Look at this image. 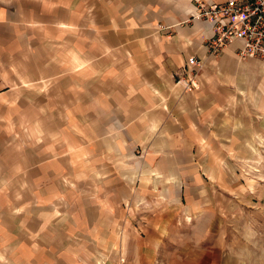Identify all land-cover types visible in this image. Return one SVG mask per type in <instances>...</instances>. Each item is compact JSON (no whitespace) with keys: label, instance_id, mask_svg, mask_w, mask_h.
<instances>
[{"label":"crops","instance_id":"crops-1","mask_svg":"<svg viewBox=\"0 0 264 264\" xmlns=\"http://www.w3.org/2000/svg\"><path fill=\"white\" fill-rule=\"evenodd\" d=\"M226 1L0 0V264H264L219 220L264 137V59L211 51Z\"/></svg>","mask_w":264,"mask_h":264},{"label":"rangeland","instance_id":"rangeland-1","mask_svg":"<svg viewBox=\"0 0 264 264\" xmlns=\"http://www.w3.org/2000/svg\"><path fill=\"white\" fill-rule=\"evenodd\" d=\"M262 136L258 134L256 139L250 138L248 141L249 154L241 157L239 162L240 190L235 193L236 196H230L223 203L225 214L223 219H219L229 235L228 241L237 244L240 251H245L249 246V254L254 256L260 255L262 253L260 248L264 246V137ZM142 220L146 221L141 218L140 221ZM205 222L204 219H193L186 221L185 224L181 221L178 225L200 228ZM173 237L179 241L182 235ZM124 259L122 258V262H125Z\"/></svg>","mask_w":264,"mask_h":264},{"label":"built area","instance_id":"built-area-1","mask_svg":"<svg viewBox=\"0 0 264 264\" xmlns=\"http://www.w3.org/2000/svg\"><path fill=\"white\" fill-rule=\"evenodd\" d=\"M202 14L215 25L211 43L213 54H219L226 44L234 40H242L244 45L238 50L241 58L264 59V0H227ZM203 67V60L197 56L188 59L185 68L188 90L199 87L198 76Z\"/></svg>","mask_w":264,"mask_h":264}]
</instances>
